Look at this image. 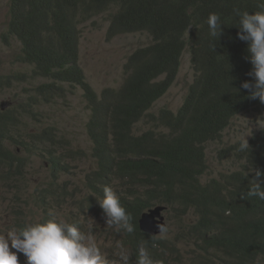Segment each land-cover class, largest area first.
Returning a JSON list of instances; mask_svg holds the SVG:
<instances>
[{
    "label": "trees",
    "instance_id": "1",
    "mask_svg": "<svg viewBox=\"0 0 264 264\" xmlns=\"http://www.w3.org/2000/svg\"><path fill=\"white\" fill-rule=\"evenodd\" d=\"M257 3L258 0H108L107 8L117 6V11L109 20L107 39L148 30L158 42L147 49H136L128 57L123 67V83L104 88L98 98L102 104L86 81L68 39L55 40L56 31L64 25L73 27L76 14L86 20L99 13L102 10L99 0H13L10 5V32L24 44L23 53L17 58L35 63L40 72L35 75L75 83L84 90L94 108L87 131L94 139L95 155L99 157L106 149L115 151L118 159L107 167L132 172V184L141 188L133 191L130 200L135 208L132 224L136 255L138 247L144 244L152 258L158 257L156 242L162 246L163 253L175 252L169 240L143 233L138 219L151 205L166 203L172 208L177 201L182 211L168 217L181 218L185 210L195 205L203 218L191 226V231L202 234L209 224L204 220L206 216L215 218L220 230L214 233L213 239L223 250H238L240 243L264 244V200L247 195L255 170L264 172V128L249 137L247 151L239 150L240 140L228 147V153L220 140L216 141L220 147L219 158L242 160L244 164L239 161L235 172L210 180L211 191L199 179L209 168L204 159L205 144L217 140L239 114L264 108V103L250 98L248 91L240 87L243 81L251 80L247 73L252 65L247 43L236 38L239 29L235 25V10L251 14L259 10ZM210 13L219 14L225 23L221 26L223 35L215 40L205 23ZM188 31L191 32L187 36ZM183 37L193 50L195 71L187 100L176 116L164 107L149 112L153 102L168 87L170 77L177 73L179 54L185 46ZM160 71H167L170 79L151 83L150 79ZM141 117L170 127V131L164 134L148 130L136 135L134 127ZM107 126L112 135L108 148L104 137ZM51 138L48 141L53 147ZM53 152L51 148L45 153L49 168L59 167L63 160ZM25 166L26 163L19 165L17 172ZM177 234L183 238L188 233L177 230ZM158 259L164 261L161 256Z\"/></svg>",
    "mask_w": 264,
    "mask_h": 264
},
{
    "label": "clouds",
    "instance_id": "2",
    "mask_svg": "<svg viewBox=\"0 0 264 264\" xmlns=\"http://www.w3.org/2000/svg\"><path fill=\"white\" fill-rule=\"evenodd\" d=\"M12 1L13 0H9V20L3 37L6 42H9L10 39H15L18 44H20V55L23 53L24 44L15 37V34L10 32V5ZM99 2L102 6V10L99 13L92 15L86 20H83L80 14H76L73 27L64 25L61 30L56 31L55 33V40H63L64 38L68 39L70 46L76 51L77 60L79 55H81V26L90 23L94 29H99L100 25L97 24L95 18L101 15H106L108 28L109 20L112 19L113 14L117 11V6L107 8L108 0H99ZM257 7L259 10L251 12V14L248 11L235 10V25L239 29L236 38L247 43V51L249 53L248 60L252 65L251 71L247 73L251 80L243 81L240 87L248 91L250 98H258L261 103H264V0H258ZM205 23L209 35L213 40L223 35V29L221 26L225 23L221 21L219 14L210 13L207 16ZM107 28L105 30V40L110 41L117 35L112 39H107ZM190 32L191 31H188L187 36ZM135 34L147 37V40L141 42L139 47L136 48L138 50L147 49L158 42V40L155 39V36L148 30L135 32ZM41 35L43 34L41 33ZM183 39L185 41V46L183 45L179 54L178 68L176 69L177 73L170 77L171 81L168 87L164 93L153 102L149 112H155L159 108L164 107L171 115L176 116L187 100L188 88L194 79L189 83L185 98L177 108L157 105L158 101L168 92L172 84L175 82L182 66L181 63L183 57L188 55L191 67L194 70L192 66L193 50L191 49V45L187 43L186 38L183 37ZM135 50H133L128 57ZM147 55L155 54L149 53ZM16 59L18 62L29 65L32 70L29 74L23 75H0V91L7 90V93L5 94L6 98L0 101V185L7 180L10 183L6 185V188L12 193L13 197L25 205L26 200L31 198L33 200V207H30V214L17 212L11 221V228L9 230H0V264H109L106 256L102 254L95 236L92 234L93 227H90H96L97 225L94 222L98 220H100L102 224L105 223L107 228H113L121 234L119 244L113 246L120 251L118 256L120 261L117 264H162L165 262H168L169 264H186V260L181 259V257L175 258V261L171 263L168 260L167 254L163 253L162 246L158 242H156L158 246L154 245V247L156 248L155 250L157 254H160L159 256L164 258V261L158 259L159 256L152 258L144 244H141L138 247V255L135 254L133 237L134 227L132 224V216L135 215V208L130 200L133 198V191L136 189L140 190L141 188L137 184H132V172H120L114 167H107L110 164L114 165L115 161L118 159V154H116L115 151H107L106 149L99 157L95 155L94 139L89 136L87 131V124L93 119L94 108L86 98L84 90L75 83L57 81L48 76L43 77L41 75H35L40 73L35 63L17 57ZM34 67L35 71H33ZM166 72L167 71L158 72V74L150 79V82L162 83L170 79L167 77ZM38 78H40L41 81H38L37 83L33 82V79ZM124 79L125 75L120 84L123 83ZM1 80H3V82H1ZM22 83L25 84V86L21 90H17L15 84ZM44 84H46L47 87L42 86ZM67 87H70L71 89L68 90L66 89ZM91 87L93 88L92 85ZM77 88L80 89L79 91H81L83 101L90 111L85 127L87 135L92 142L90 156L95 159L96 167L90 170L91 179L87 194L74 197L69 202H82L83 204L92 203L89 206V210H95L96 214H93V212L90 211L79 212V215H82L83 218L78 221L75 219L77 213H73V218L67 222L65 220L57 219L54 206H59V198L61 196L73 194L77 184L73 180V176L61 180L59 174H64L66 172L65 157H74L78 155V152L68 140L64 127L49 125L40 128L36 134L32 133L29 123L42 120L45 106L61 107L70 94L76 93ZM93 90L96 95V100L102 104L99 101L102 95L97 94L95 88H93ZM259 109L260 110L257 111L260 112L261 115H264V108ZM144 119H147L148 125L144 126L146 129H143L140 132L135 131L136 135H140L148 130L164 134L170 131V127L157 125L147 117H141L140 121H143ZM140 121L138 123H140ZM263 128L264 125H261V127L251 135L258 134ZM225 130L226 128L224 131ZM223 132L220 134L219 138H221ZM251 135L248 136V139ZM50 136H52L51 139L54 141L53 147L48 141V137ZM104 137L105 144L108 148V146L112 144L111 129L109 126H107L104 131ZM245 137L246 135H243L239 142V150L242 152L249 149V140H246ZM219 138L217 140H210V142L205 144V154L207 155H205L204 159L214 160L217 164L234 162L236 164L235 169L226 173V175L231 174L238 170L237 163L239 161L241 164H244V162L242 160L236 162L235 160L229 161L227 159L219 158L217 150L220 147L216 142ZM211 145H215V147L209 150ZM17 147L20 148V152H17ZM51 148L54 149L53 153L60 154L63 160L59 163L60 166L57 168H49V165H47L49 170V180L44 186L36 191V194H34L27 188L26 183L23 182L22 179H19V177L29 168L30 158L34 153H39L41 155L42 152V158L44 159L45 153ZM44 161L47 162V164L50 163L45 159ZM24 163H26L27 167L25 166V168H22L24 170L17 172L19 165ZM96 173L99 174L96 175ZM211 173L212 171L208 168L204 170V174L199 176L200 182L206 190L209 191H211L209 181L215 178L208 179L206 175ZM250 181L251 186L247 191V195L264 200V186H262L264 185V172H261L259 169L255 170V176ZM35 207H39L42 212H46V216L41 218L38 222H32ZM155 207H162L160 215L164 218L165 226L163 224L157 225L159 233L150 234L140 228L139 221L143 214L150 213ZM180 211H182V208L178 201L174 202L172 208L166 203H156L151 205L143 210L139 216V229L143 233L151 235L152 237H157L160 233L163 235L167 231L165 214L168 216V214L171 215L179 213ZM190 212H192L197 218L191 226H196L203 216L197 211L195 205L190 206L188 210H185L182 213V221L187 224L192 220L185 221L183 217ZM155 219L157 220L159 217H156ZM206 219L209 221V224L207 229L203 231L205 236L203 233L198 235L194 229L191 231L194 226L189 229L196 244L195 248L197 256L191 259L194 264H220V262L223 264H264V244L262 242H249L248 244L240 243V248L238 250H223L213 239L214 233L220 230L216 219L207 216L204 220ZM174 232L176 242L182 239L177 234V230ZM181 232L184 231L181 230ZM169 241L174 244L175 248L176 243L172 240ZM173 255H176V252L171 254V256Z\"/></svg>",
    "mask_w": 264,
    "mask_h": 264
},
{
    "label": "rangeland",
    "instance_id": "3",
    "mask_svg": "<svg viewBox=\"0 0 264 264\" xmlns=\"http://www.w3.org/2000/svg\"><path fill=\"white\" fill-rule=\"evenodd\" d=\"M8 5L9 0H0V75L29 74L32 68L27 64L18 62L16 59L20 53V44H18L15 39H10L9 42H6L3 37L9 20ZM95 21L100 25L99 29H94L90 23L81 26V55H79L77 62L84 70L87 81L95 88L97 94H101L103 89L108 86L118 87L120 85L124 77L123 66L128 55L139 47L141 42L146 41L147 37L131 33L117 35L112 40L106 41V15L96 17ZM181 65L175 82L168 92L158 101V106L163 105L177 108L180 103L183 102L187 87L195 77V71L191 67L188 55L183 57ZM38 81H41V79H33L35 83ZM15 86L17 90H21L25 84H15ZM66 89L70 90L71 88L67 87ZM79 90L80 89L77 88L76 93L70 94L61 107L45 106L42 120L29 123L32 133L36 134L40 128L49 125L64 127L68 140L78 152V155L74 157H65L66 172L64 174H59L61 180L73 176V180L77 184L73 194L61 196L59 198V206H54L57 219L67 222L73 218V213H77L75 219L78 221L83 218L82 215H79V212L90 211L96 214L95 210H89V206L92 203L83 204L82 202H69L74 197L87 194L91 179L90 170L96 167L95 159L90 156L92 142L87 135L85 127L90 111L86 107L81 91ZM6 93L7 90L0 91V101L6 98ZM147 125V119H144L140 121V123L135 124V131L140 132L146 129L144 126ZM261 125H264V115H261L257 110H250L239 114L232 119L229 127L223 132L221 138H219L221 147L227 149L226 152L228 153V147L230 145L241 140L243 135H246L245 139L247 140L248 136L256 132ZM214 147L215 145H211L209 150ZM16 150L17 152L21 151L19 147H17ZM206 161V164L212 171L211 174L206 175L208 179H220L222 177L221 174L224 177L227 172L234 170L236 166L234 162L217 164L211 159H207ZM47 165V162L44 161L39 153H34L30 158L29 168L19 177L34 194H36V191L49 180ZM8 183L10 182L5 180L2 185H0V230H9L11 228V221L17 212L30 214V207H33V200L31 198L26 200V205L16 200L12 193L6 188ZM34 212L32 222H38L41 218L46 216V212H42L39 207H35ZM165 216L167 231L163 235L160 233L156 238L172 240L176 243V255L169 256L167 252L168 260L173 263L175 258L181 257V259L186 260V264H194L191 259L197 256V251L195 248V240L190 234L189 229L196 221V216H194L192 212L183 216L185 221L192 219L187 224L183 223L179 216H173L169 219V214L168 216L165 214ZM94 223L97 226L90 227H93L92 234L95 236L102 254L106 256L109 264H117L120 261L118 257L120 251L113 246L119 244L121 234L113 228H107L106 224H102L100 220ZM176 229L188 233L177 242L174 232ZM220 264L223 263L220 262Z\"/></svg>",
    "mask_w": 264,
    "mask_h": 264
},
{
    "label": "water",
    "instance_id": "4",
    "mask_svg": "<svg viewBox=\"0 0 264 264\" xmlns=\"http://www.w3.org/2000/svg\"><path fill=\"white\" fill-rule=\"evenodd\" d=\"M162 207H155L153 210L150 211V213H145L142 215L140 219V228L150 234H157L158 228L157 225L163 224L165 226L164 218L160 215V210ZM156 217H159V219H155Z\"/></svg>",
    "mask_w": 264,
    "mask_h": 264
},
{
    "label": "bare ground",
    "instance_id": "5",
    "mask_svg": "<svg viewBox=\"0 0 264 264\" xmlns=\"http://www.w3.org/2000/svg\"><path fill=\"white\" fill-rule=\"evenodd\" d=\"M61 162H62V160H61Z\"/></svg>",
    "mask_w": 264,
    "mask_h": 264
}]
</instances>
